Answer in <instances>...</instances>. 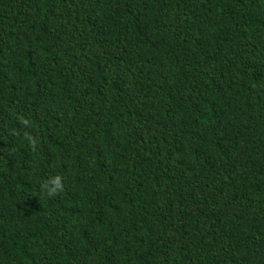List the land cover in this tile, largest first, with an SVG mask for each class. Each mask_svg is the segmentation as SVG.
<instances>
[{"label": "trees", "instance_id": "16d2710c", "mask_svg": "<svg viewBox=\"0 0 264 264\" xmlns=\"http://www.w3.org/2000/svg\"><path fill=\"white\" fill-rule=\"evenodd\" d=\"M0 264H264V0H0Z\"/></svg>", "mask_w": 264, "mask_h": 264}, {"label": "clouds", "instance_id": "9594fccd", "mask_svg": "<svg viewBox=\"0 0 264 264\" xmlns=\"http://www.w3.org/2000/svg\"><path fill=\"white\" fill-rule=\"evenodd\" d=\"M21 124L25 129H30L32 127L31 121L27 119H22ZM12 135H20V133L13 131ZM23 140L26 141L33 149L36 148L38 143L37 137L33 136L29 131L23 132ZM63 181L64 178L61 175L49 176L48 179L45 180L41 185L44 195L47 198H55L57 195L62 193L64 191Z\"/></svg>", "mask_w": 264, "mask_h": 264}]
</instances>
